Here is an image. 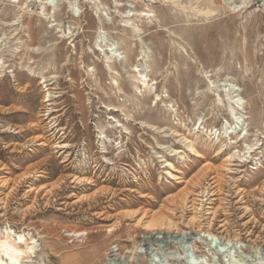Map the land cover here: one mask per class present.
I'll use <instances>...</instances> for the list:
<instances>
[{
    "label": "rangeland",
    "instance_id": "obj_1",
    "mask_svg": "<svg viewBox=\"0 0 264 264\" xmlns=\"http://www.w3.org/2000/svg\"><path fill=\"white\" fill-rule=\"evenodd\" d=\"M5 228L20 264H264V0H0Z\"/></svg>",
    "mask_w": 264,
    "mask_h": 264
},
{
    "label": "bare ground",
    "instance_id": "obj_2",
    "mask_svg": "<svg viewBox=\"0 0 264 264\" xmlns=\"http://www.w3.org/2000/svg\"><path fill=\"white\" fill-rule=\"evenodd\" d=\"M110 50H112V48ZM241 100L242 99H240V98L234 99L236 107L238 109H242V101ZM187 233L188 232H186V234ZM147 234L151 235L150 232H147V231L143 232L144 236H148ZM162 234L163 233L161 231H157L156 234L154 235L155 239L159 240V238H164L165 235H162ZM176 234L177 233H174L171 236L174 237V236H176ZM27 240L28 239L23 234H17L14 236V233L11 229L5 228L3 231V239H0V254L2 257L0 259V264H20L21 259L25 255L32 254L33 250H34V243H33L34 241L28 242ZM210 240H211V237L208 241L206 240L207 245H210ZM227 244L230 245V243H227ZM240 245H241V243H240ZM242 260L241 259H232V262H235L238 264L239 263L245 264V262H243ZM194 262L195 261L193 260L192 264H194Z\"/></svg>",
    "mask_w": 264,
    "mask_h": 264
}]
</instances>
